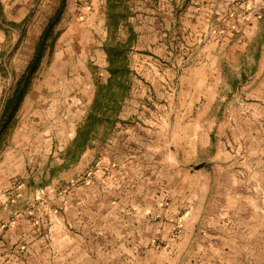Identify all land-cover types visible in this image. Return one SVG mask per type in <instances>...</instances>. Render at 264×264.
<instances>
[{"label": "rangeland", "instance_id": "374dc122", "mask_svg": "<svg viewBox=\"0 0 264 264\" xmlns=\"http://www.w3.org/2000/svg\"><path fill=\"white\" fill-rule=\"evenodd\" d=\"M232 2L168 59L166 0H129L136 75L121 122L72 160L108 76L106 2L0 0L2 135L42 148L8 161L12 195L28 180L36 191L0 205V264H225L228 248L264 263V78L236 44L257 9Z\"/></svg>", "mask_w": 264, "mask_h": 264}, {"label": "crops", "instance_id": "0c3cea01", "mask_svg": "<svg viewBox=\"0 0 264 264\" xmlns=\"http://www.w3.org/2000/svg\"><path fill=\"white\" fill-rule=\"evenodd\" d=\"M185 1L166 0V56H168V59L172 56L176 38L180 39L182 37L184 40H195L209 12L217 11L219 7L223 9L224 6L228 9L233 3V0H189L188 3ZM251 3L254 9H257L255 11L256 14L251 15V8H248V19L242 21V38L236 44L240 43L242 45L245 59H250L251 56L248 54L254 53L255 59L253 63L254 65H259V72L254 76L253 82H260L264 78V0H252ZM183 6H185L184 9H182ZM177 34L179 35L178 37ZM252 49L254 52H252ZM248 79L251 85V76ZM6 105H4V113ZM0 124V205L3 203H21L24 200L29 202L32 197L28 193L36 191V187L31 185L30 180L25 181L19 189V195L14 197L12 195L14 191L11 190V179L17 173L8 171V161L12 159L15 160V163L21 159L25 161L26 154H28V144H30L29 152L31 153L32 151L41 152L42 148H35L34 143L24 142L15 138L11 140L7 135H2L5 125L2 126L4 122H1V116ZM21 129V127H18L16 132L21 133ZM49 152L51 151L49 150ZM242 252V254L237 253L242 255V260L238 262L239 259L235 258V250L228 248L225 253L227 256L225 264H250V259L248 258L250 253L248 251L245 252L244 249ZM262 255L264 256V253Z\"/></svg>", "mask_w": 264, "mask_h": 264}, {"label": "trees", "instance_id": "16d2710c", "mask_svg": "<svg viewBox=\"0 0 264 264\" xmlns=\"http://www.w3.org/2000/svg\"><path fill=\"white\" fill-rule=\"evenodd\" d=\"M128 1L105 0L107 37L103 43V50L106 55L108 76L105 82L97 83L87 115L77 129L71 145L67 148V156H74L72 160L77 159L78 155L88 148L90 142L98 134L105 139L121 122L120 113L132 90V78L136 75L130 65V56L138 35L128 22ZM122 27H127L128 33L123 39H119L118 34ZM48 30L49 28L38 43L33 59L27 68L29 74L36 70L41 61ZM25 92L26 90H23L20 97Z\"/></svg>", "mask_w": 264, "mask_h": 264}]
</instances>
